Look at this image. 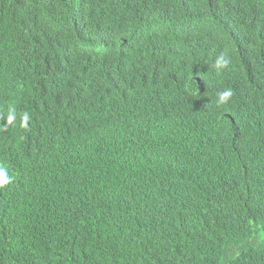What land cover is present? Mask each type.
I'll list each match as a JSON object with an SVG mask.
<instances>
[{"label": "trees", "instance_id": "16d2710c", "mask_svg": "<svg viewBox=\"0 0 264 264\" xmlns=\"http://www.w3.org/2000/svg\"><path fill=\"white\" fill-rule=\"evenodd\" d=\"M10 107L0 264H264V0H0Z\"/></svg>", "mask_w": 264, "mask_h": 264}, {"label": "clouds", "instance_id": "9594fccd", "mask_svg": "<svg viewBox=\"0 0 264 264\" xmlns=\"http://www.w3.org/2000/svg\"><path fill=\"white\" fill-rule=\"evenodd\" d=\"M230 64V58L227 54L221 52L217 54L214 58L213 64L211 65L212 68L215 69L217 75H219L225 68L228 67ZM234 92L231 87H226L222 91H219L216 96V104L218 106L226 105L230 102L231 98L233 97ZM19 116L20 120V127L27 129L29 127V122L32 119L30 113L23 112L18 113L15 107H10L7 110L6 115L3 117V121L6 120V125L2 123L0 125V130L6 129L8 126L15 125L17 118ZM11 182V177L9 176V172L7 168L0 167V188L8 185Z\"/></svg>", "mask_w": 264, "mask_h": 264}]
</instances>
